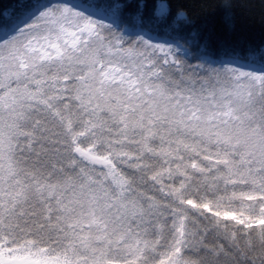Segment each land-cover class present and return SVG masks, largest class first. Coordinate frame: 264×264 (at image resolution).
Listing matches in <instances>:
<instances>
[{
  "label": "snow or ice",
  "instance_id": "6c2138e0",
  "mask_svg": "<svg viewBox=\"0 0 264 264\" xmlns=\"http://www.w3.org/2000/svg\"><path fill=\"white\" fill-rule=\"evenodd\" d=\"M173 15L0 10V264H264V44L193 53Z\"/></svg>",
  "mask_w": 264,
  "mask_h": 264
},
{
  "label": "trees",
  "instance_id": "16d2710c",
  "mask_svg": "<svg viewBox=\"0 0 264 264\" xmlns=\"http://www.w3.org/2000/svg\"><path fill=\"white\" fill-rule=\"evenodd\" d=\"M22 2L25 0H0V10L11 11L12 5ZM170 2L173 4V12L176 8L186 11L188 20L173 15L169 21L168 34L190 41L189 47L193 53L197 50V44H202L205 38H210L213 42L239 43L245 47L252 46L253 49L264 44V0H228L229 7H225V0ZM146 3L151 6L154 0H146ZM146 11H151V7ZM10 22L0 16V25ZM183 42L184 40H181V43ZM251 55L258 60L260 53L253 51Z\"/></svg>",
  "mask_w": 264,
  "mask_h": 264
}]
</instances>
